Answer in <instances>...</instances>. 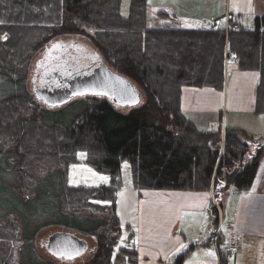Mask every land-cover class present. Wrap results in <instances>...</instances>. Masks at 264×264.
<instances>
[{
	"label": "trees",
	"instance_id": "1",
	"mask_svg": "<svg viewBox=\"0 0 264 264\" xmlns=\"http://www.w3.org/2000/svg\"><path fill=\"white\" fill-rule=\"evenodd\" d=\"M147 6V0H129L122 17L121 0H0V54L11 69H23L57 39L79 35L109 70L145 96L140 106L126 111L104 99L93 101L74 115L69 127L45 123V112L27 96L0 99V156L22 182L65 173L78 163L79 153L91 169L108 175L107 186L56 188L62 190L58 211L70 216L103 212L102 219L86 218L96 246L83 264L135 263V252L118 246L115 194L121 162L129 164L137 192H198L212 185L216 194L228 186L245 194L263 160L260 141L249 150L241 137L254 140L244 132L226 128L220 137L196 129L180 110L179 94L182 87L221 91L227 47L239 70L259 75L254 112L264 114V17L255 18L250 29L231 21L238 28L230 26L226 32L211 30L212 24L202 29L152 28ZM64 60L63 68H71V61ZM106 210L110 216L104 217ZM211 219L215 226L214 209ZM17 235L11 222L0 224V264H17L12 246ZM181 258L174 264H181ZM220 260L229 263L223 253Z\"/></svg>",
	"mask_w": 264,
	"mask_h": 264
},
{
	"label": "crops",
	"instance_id": "2",
	"mask_svg": "<svg viewBox=\"0 0 264 264\" xmlns=\"http://www.w3.org/2000/svg\"><path fill=\"white\" fill-rule=\"evenodd\" d=\"M184 1L190 3L189 8L196 13L202 11L201 8L206 7L208 2ZM227 1L220 14L213 13L214 18L222 19V27L215 22H212L213 26L225 28L227 21L241 24L240 20L248 15L253 16V19L264 17V14H253L254 0ZM158 14L167 20L177 17L175 11L172 17L163 11ZM232 16L240 20L235 21ZM191 19L202 20L194 13ZM175 21L173 27L177 28L181 22ZM153 28H162V24ZM258 82L259 75L256 72L241 71L235 63L226 60L222 90L182 87L179 94L180 110L199 131L222 137L224 130L229 128L244 132L253 139L264 131V114L254 112ZM132 190L129 202L122 204L124 201H121L120 204L127 215L124 226L129 243L128 247L122 248L135 252L134 264H174L178 256L182 257L181 264H222L221 253L228 264H249L251 259L245 260L242 253L243 242H251L250 248L258 247L255 242L261 241L264 246V155L254 182L245 194L235 192L230 186L216 194L212 185L207 191L198 192H137L133 187ZM226 201H231V204L225 206ZM116 203L115 214L121 229L123 220L116 213ZM212 209L217 212L215 226L211 219ZM181 244L186 247L180 248ZM232 245L237 247V252L231 256L225 248ZM209 252L214 255H209ZM258 262L264 264V260ZM258 262L254 261L253 264Z\"/></svg>",
	"mask_w": 264,
	"mask_h": 264
},
{
	"label": "rangeland",
	"instance_id": "3",
	"mask_svg": "<svg viewBox=\"0 0 264 264\" xmlns=\"http://www.w3.org/2000/svg\"><path fill=\"white\" fill-rule=\"evenodd\" d=\"M147 2V23L149 27L153 28L162 24V28H170L173 27V22H176L175 19H177L181 22L177 28L182 29L207 28L212 22L222 27V19L220 17L214 18L213 13L216 15L220 14L226 3H228L227 0H213L212 2L208 0L206 7L203 6L201 8L202 11H197L196 13L192 8H189L191 4L186 3L184 0H147ZM128 4L129 0H121L122 17H126L127 15ZM162 11L166 12V14L171 17L175 11L177 17L175 19H164L158 14V12ZM193 13L196 16H200L202 20L191 19ZM253 14H264V0H254ZM232 17L235 21L240 20L236 16ZM252 17L253 16L249 15L244 17L240 20L241 24L245 28H253L254 19ZM169 20L170 22H168ZM214 27L215 29L218 28L216 26ZM59 44H66L70 47L77 45L87 53L98 54L88 39L79 35H69L57 39L52 44H49L44 51L36 53L23 69L20 67H16L15 70L11 69L0 54V99L15 94L27 96L33 99V102H36L40 106L39 108L43 109L45 112V123L69 127L71 126V121L75 114L81 112L91 102L105 98H94L91 96L92 94H73L70 95L67 100L64 98L60 99L61 102L64 100L66 101L64 104L50 107L42 105L36 99L34 88H40L34 80L39 73L38 63L42 61L48 48ZM227 52H229V50L225 47L224 54ZM98 60H100L99 56ZM19 79H22L23 83L17 84L15 82ZM133 88L136 90L139 97V103L136 105L138 107L144 102L145 96L138 88L134 86ZM131 108L134 107L117 109L126 111ZM253 140L254 141L241 137V141L248 146L247 148L250 150L255 147L256 141H261L264 145V131L258 133ZM77 158L78 163L69 165L65 173H47L41 176L35 183L34 181L22 182L19 177L10 171L7 158L0 156V224L11 222L18 230V239L16 238L17 240L12 242L14 261L17 264H61V260L52 257L45 249L47 239L56 233L73 235L84 241L87 245L86 249L79 257H76L73 262L64 264H83L94 255L96 241L91 234L92 223L87 222L88 220H86V218L91 220L102 219L103 212L85 210L80 214H76V216H70L64 214L61 209L58 211L59 209L56 206L59 204L60 199L58 198L62 191L61 189H56L57 186L63 188L67 186L94 187L97 185H109V179L107 182L100 179V177H108V175L94 171L84 162V153H79ZM125 165H127V167H125ZM89 169L91 171H89ZM93 173H95V175H93ZM120 180L121 185L115 194L117 202L116 213L119 214V219L123 220L118 246L128 247L129 243L126 241L128 232L124 226V220L127 219V215L126 212L122 211V204L129 202V199L132 197L131 191L133 190L129 164L125 161L120 164ZM28 184L31 185L29 186ZM50 193H53L52 198ZM121 201L124 202L120 204ZM158 201L161 203V200ZM229 203L231 204V201H226L224 205H230ZM105 216H110L108 210H106L104 217ZM250 243L251 242L246 241L242 244V253L245 260L251 259L249 264H253L254 261L258 262L264 260L263 242H255V245H258L256 248L253 246L250 248ZM258 264L260 263L258 262Z\"/></svg>",
	"mask_w": 264,
	"mask_h": 264
},
{
	"label": "water",
	"instance_id": "4",
	"mask_svg": "<svg viewBox=\"0 0 264 264\" xmlns=\"http://www.w3.org/2000/svg\"><path fill=\"white\" fill-rule=\"evenodd\" d=\"M53 48L46 52L47 57L50 58L54 55ZM50 60V62L55 61L51 58ZM38 67L40 68L41 64H38ZM40 73L42 72L40 71ZM54 74L57 76L56 73ZM65 86L67 87L61 90L37 88L35 90L36 99L42 105L50 107L64 104L70 95L83 93L92 94L93 97H104L112 106L116 107H136L139 103L138 94L133 86L121 76L108 70L102 63L94 68L90 75L73 76ZM94 93L103 94L96 95ZM39 96H45L44 101ZM62 98L65 99L63 102L60 101ZM45 249L52 257L66 261L78 257L86 249V244L73 235L56 233L47 239Z\"/></svg>",
	"mask_w": 264,
	"mask_h": 264
},
{
	"label": "flooded vegetation",
	"instance_id": "5",
	"mask_svg": "<svg viewBox=\"0 0 264 264\" xmlns=\"http://www.w3.org/2000/svg\"><path fill=\"white\" fill-rule=\"evenodd\" d=\"M53 49L54 55L50 58L55 59L54 63L53 61L50 62V58L45 55L40 62L41 67L39 68L42 73H38L34 79L35 83L40 88H54L58 90L66 88V83L69 82L73 76L90 75L93 69L98 67L101 63L98 60L97 54L87 53L77 45L70 47L66 44H59V47H54ZM62 60L71 61V68L70 66L68 69L65 67L63 68V65L60 63ZM55 63L57 65H54ZM54 73H56L57 76H55ZM39 98L44 101L45 96H39Z\"/></svg>",
	"mask_w": 264,
	"mask_h": 264
},
{
	"label": "snow or ice",
	"instance_id": "6",
	"mask_svg": "<svg viewBox=\"0 0 264 264\" xmlns=\"http://www.w3.org/2000/svg\"><path fill=\"white\" fill-rule=\"evenodd\" d=\"M54 47H59V45H55ZM77 95H83V93H76ZM94 94H96V95H102L103 93H94ZM125 167H127V165H125ZM89 171H91L90 169H89ZM93 175H95V173H93ZM100 179L101 180H103V181H105V182H107L108 181V177H106V176H102V177H100ZM205 195H207V194H205ZM184 247H186V245H184V244H181L180 245V248H184ZM178 251H179V249H177ZM209 255H214V253L213 252H209L208 253ZM69 258H71V256H69Z\"/></svg>",
	"mask_w": 264,
	"mask_h": 264
},
{
	"label": "built area",
	"instance_id": "7",
	"mask_svg": "<svg viewBox=\"0 0 264 264\" xmlns=\"http://www.w3.org/2000/svg\"><path fill=\"white\" fill-rule=\"evenodd\" d=\"M235 28H236V27H235ZM226 57H227V59L230 60L231 62H234V61H235V58H234L232 52H228ZM227 251H228L229 253H231V254H234V253L236 252V247L233 246V245H232V246H229V247L227 248Z\"/></svg>",
	"mask_w": 264,
	"mask_h": 264
}]
</instances>
